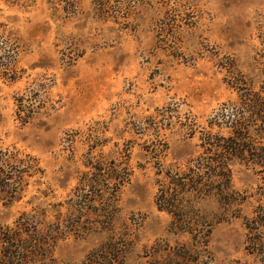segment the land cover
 I'll use <instances>...</instances> for the list:
<instances>
[{"label": "rangeland", "instance_id": "obj_1", "mask_svg": "<svg viewBox=\"0 0 264 264\" xmlns=\"http://www.w3.org/2000/svg\"><path fill=\"white\" fill-rule=\"evenodd\" d=\"M242 81L264 93V0H0V143L45 173L0 203V237L32 246L14 264H264L253 164L232 165L234 203L195 200L202 239L157 205L158 159L227 136ZM100 162L128 167L118 193Z\"/></svg>", "mask_w": 264, "mask_h": 264}, {"label": "trees", "instance_id": "obj_2", "mask_svg": "<svg viewBox=\"0 0 264 264\" xmlns=\"http://www.w3.org/2000/svg\"><path fill=\"white\" fill-rule=\"evenodd\" d=\"M243 85L244 92L234 87L240 92V104L226 105L217 123H212L228 129L227 136L202 131V154L185 164L176 163L165 168L158 159V175L161 176L158 179V208L172 216L178 231L191 234L194 239H202L201 233L191 223L197 206L195 200L216 199L226 205L235 202L231 199L235 193L232 187V165L235 161L253 164L264 175V93L253 92L242 81ZM112 165L100 162L95 167L98 171L95 176L98 183L114 182L118 193L129 182L130 173L122 162H112ZM44 174L37 157L16 146L0 143V203L12 205L22 201L31 181L44 178ZM205 236L209 237L210 233ZM20 240L15 236L0 237V260L6 264L19 262L21 255L32 248L19 245ZM26 244L32 242L26 241Z\"/></svg>", "mask_w": 264, "mask_h": 264}]
</instances>
